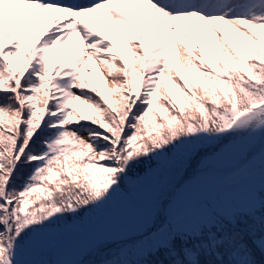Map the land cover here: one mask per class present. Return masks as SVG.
Here are the masks:
<instances>
[{"label": "snow or ice", "instance_id": "snow-or-ice-1", "mask_svg": "<svg viewBox=\"0 0 264 264\" xmlns=\"http://www.w3.org/2000/svg\"><path fill=\"white\" fill-rule=\"evenodd\" d=\"M264 176V0H0V264L147 188L76 264H264L256 198L184 226L211 162Z\"/></svg>", "mask_w": 264, "mask_h": 264}, {"label": "rangeland", "instance_id": "rangeland-1", "mask_svg": "<svg viewBox=\"0 0 264 264\" xmlns=\"http://www.w3.org/2000/svg\"><path fill=\"white\" fill-rule=\"evenodd\" d=\"M234 158L211 162L207 174L189 187L178 203L183 225L194 226L213 213L252 202L264 184L258 167L237 174ZM148 189L142 188L131 198L117 197L109 205L88 215L85 220L59 238L53 260L57 264H76L80 248L97 237L122 238V229H134L135 212L146 202Z\"/></svg>", "mask_w": 264, "mask_h": 264}]
</instances>
